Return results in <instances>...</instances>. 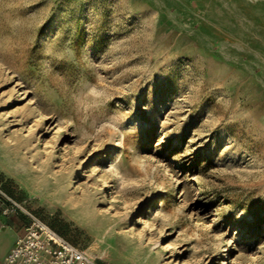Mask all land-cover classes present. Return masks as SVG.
<instances>
[{
  "label": "rangeland",
  "instance_id": "rangeland-1",
  "mask_svg": "<svg viewBox=\"0 0 264 264\" xmlns=\"http://www.w3.org/2000/svg\"><path fill=\"white\" fill-rule=\"evenodd\" d=\"M0 201L96 264H264V0H0Z\"/></svg>",
  "mask_w": 264,
  "mask_h": 264
},
{
  "label": "built area",
  "instance_id": "built-area-1",
  "mask_svg": "<svg viewBox=\"0 0 264 264\" xmlns=\"http://www.w3.org/2000/svg\"><path fill=\"white\" fill-rule=\"evenodd\" d=\"M3 203V202H2ZM4 204V203H3ZM15 202L4 204L5 213H16ZM0 264H96L84 250L62 239L54 230L32 218Z\"/></svg>",
  "mask_w": 264,
  "mask_h": 264
},
{
  "label": "crops",
  "instance_id": "crops-1",
  "mask_svg": "<svg viewBox=\"0 0 264 264\" xmlns=\"http://www.w3.org/2000/svg\"><path fill=\"white\" fill-rule=\"evenodd\" d=\"M25 226L26 223L20 216L5 213L4 204L0 201V261L11 251Z\"/></svg>",
  "mask_w": 264,
  "mask_h": 264
},
{
  "label": "bare ground",
  "instance_id": "bare-ground-1",
  "mask_svg": "<svg viewBox=\"0 0 264 264\" xmlns=\"http://www.w3.org/2000/svg\"><path fill=\"white\" fill-rule=\"evenodd\" d=\"M97 223H98V222H97ZM97 225H98V224H97ZM116 235H117V234H116ZM112 239H113V238H112ZM113 242H114V241H113ZM118 243H119V242H118ZM118 243H116V244H118ZM111 245H112V244H111ZM112 246H113V245H112ZM115 248H116V247H115ZM115 248H114V249H115ZM116 250H117V249H116ZM120 253H121V252H120ZM119 255H120V254H119ZM146 264H149V263H146Z\"/></svg>",
  "mask_w": 264,
  "mask_h": 264
}]
</instances>
